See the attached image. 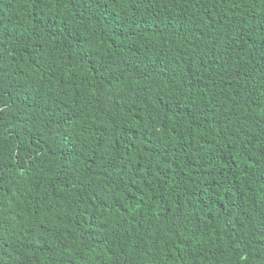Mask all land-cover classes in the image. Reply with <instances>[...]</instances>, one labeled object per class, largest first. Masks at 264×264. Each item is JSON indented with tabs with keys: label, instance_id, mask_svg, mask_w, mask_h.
<instances>
[{
	"label": "trees",
	"instance_id": "obj_1",
	"mask_svg": "<svg viewBox=\"0 0 264 264\" xmlns=\"http://www.w3.org/2000/svg\"><path fill=\"white\" fill-rule=\"evenodd\" d=\"M0 264H264V0H0Z\"/></svg>",
	"mask_w": 264,
	"mask_h": 264
}]
</instances>
